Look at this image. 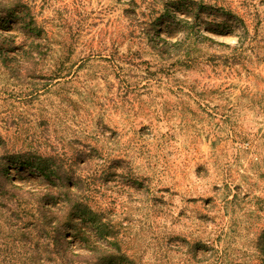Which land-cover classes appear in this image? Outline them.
<instances>
[{"label":"rangeland","instance_id":"374dc122","mask_svg":"<svg viewBox=\"0 0 264 264\" xmlns=\"http://www.w3.org/2000/svg\"><path fill=\"white\" fill-rule=\"evenodd\" d=\"M0 159L134 264H264V0H0Z\"/></svg>","mask_w":264,"mask_h":264},{"label":"trees","instance_id":"16d2710c","mask_svg":"<svg viewBox=\"0 0 264 264\" xmlns=\"http://www.w3.org/2000/svg\"><path fill=\"white\" fill-rule=\"evenodd\" d=\"M45 162L34 168L60 183L37 190L10 182L0 162V264H134L122 252L113 226L87 204L80 178ZM85 221L105 244L83 227ZM67 234L81 242V250L70 248Z\"/></svg>","mask_w":264,"mask_h":264}]
</instances>
